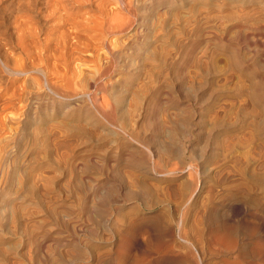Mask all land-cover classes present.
<instances>
[{
	"label": "rangeland",
	"instance_id": "rangeland-1",
	"mask_svg": "<svg viewBox=\"0 0 264 264\" xmlns=\"http://www.w3.org/2000/svg\"><path fill=\"white\" fill-rule=\"evenodd\" d=\"M60 1L56 69L0 61V264H260L264 33L239 17L264 0Z\"/></svg>",
	"mask_w": 264,
	"mask_h": 264
},
{
	"label": "bare ground",
	"instance_id": "bare-ground-1",
	"mask_svg": "<svg viewBox=\"0 0 264 264\" xmlns=\"http://www.w3.org/2000/svg\"><path fill=\"white\" fill-rule=\"evenodd\" d=\"M49 0H0V61H1V64L5 70V75H1V81L3 83H5L7 81V76L8 75H18V74H22V73H27V72H30L32 70H40V71H43L45 69H51V66H53L54 64L51 62L48 61L49 57L52 55H58L60 53H63L62 50L65 49L64 46L66 45H63V42H60L61 38L58 39V38H52L50 36H46V35H42L40 36L41 34H44V31H46V28H44L45 26V23H48L46 18L51 16L49 15L50 11H46L45 9L42 10V8H44V6L47 5ZM60 0H51L54 6V11H58L57 15H59V18H61L62 20H66L68 23H70L72 26H74V28H76V26H78L77 22L75 21H78L76 19V17L73 19L75 21H72L71 19L74 17L73 15H71L72 18H70L69 16V13H66V10L64 7H66V3L67 2H63V4L61 5ZM69 2H74V3H77V4H81L82 3V0H67ZM94 2V1H93ZM84 3V2H83ZM86 3V2H85ZM87 3H90V1H88ZM252 3V2H250ZM257 3V2H256ZM49 4V3H48ZM70 4V3H69ZM69 4L67 5L68 8H69ZM72 4V3H71ZM70 4V6H71ZM101 4V3H100ZM52 5V4H51ZM49 5V6H51ZM73 5V4H72ZM92 5V4H91ZM247 5V4H246ZM261 5V3H260ZM48 6V5H47ZM48 6V7H49ZM257 6V5H256ZM255 6V7H256ZM80 7V6H79ZM82 7V6H81ZM243 7V6H242ZM250 7V6H249ZM248 7V8H249ZM257 7H260V6H257ZM256 7V8H257ZM262 7V5H261ZM52 8V6H51ZM77 8V7H76ZM246 6H245V9H248ZM251 8V7H250ZM255 8V10H256ZM47 9V8H46ZM53 9V8H52ZM71 9V8H70ZM69 9V10H70ZM73 9V8H72ZM71 9V10H72ZM253 9H254V6H253ZM261 9V8H259ZM263 9V8H262ZM44 10L46 11V13H48L46 17V15L44 14ZM50 10V8H49ZM74 10V9H73ZM76 10V9H75ZM241 12L243 13L241 17L242 21H243V24L244 26H252V23L253 25H257V27L259 29H262L261 31L264 33V15L261 13V11L258 10V13L254 10L252 11V8L251 9H248V10H245L244 12L242 11L243 9H240ZM52 12V10H51ZM255 12V13H254ZM56 13V12H55ZM105 13V12H104ZM51 14V13H50ZM69 16V19L67 18ZM73 14V13H72ZM254 14V15H253ZM105 15V14H104ZM108 15V14H107ZM56 16V15H55ZM106 16V15H105ZM52 17V16H51ZM54 17V16H53ZM240 19V20H241ZM32 22H35L34 26H33V23ZM79 22V21H78ZM54 23V22H53ZM242 23V22H241ZM251 24V25H250ZM41 25H43V29L41 28ZM254 25V27H255ZM243 27V26H242ZM245 28V27H244ZM249 28V27H248ZM251 28V27H250ZM249 28V29H250ZM45 29V30H44ZM246 29V28H245ZM257 29V28H255ZM254 31V30H253ZM59 32V31H57ZM60 33V32H59ZM72 33V32H71ZM259 33V32H258ZM263 33L261 34L262 35V39H263ZM46 34V33H45ZM260 34V33H259ZM68 35V34H67ZM73 36H76L78 38L79 36V39H80V34L79 32H76L74 33ZM63 37V36H62ZM60 40V41H59ZM103 40V39H102ZM64 41V40H63ZM65 43V42H64ZM66 44V43H65ZM64 48V49H63ZM15 50V52L13 53V51ZM65 53V52H64ZM63 53V54H64ZM62 55V54H61ZM59 57V56H58ZM61 57V56H60ZM57 58V57H56ZM54 62V61H53ZM56 64V63H55ZM16 65H19L18 67ZM43 66V67H42ZM55 66V69H56V65ZM53 66V68H54ZM42 67V68H41ZM62 70V69H61ZM1 73V72H0ZM52 73V72H51ZM2 74V73H1ZM7 75V76H6ZM57 79V78H56ZM78 83V82H77ZM245 85V84H243ZM260 86V85H259ZM258 86V87H259ZM248 87V86H247ZM52 89H54L53 87H51ZM149 88V87H148ZM241 89V88H240ZM259 88H257L258 90ZM261 89V88H260ZM264 89V88H263ZM55 90V89H54ZM237 90V89H236ZM51 91V90H50ZM244 91H247L244 90ZM260 91V90H259ZM264 91V90H263ZM262 91V92H263ZM261 92V91H260ZM57 93V92H55ZM62 93V92H61ZM58 94V93H57ZM259 93H257L258 95ZM264 95V93H262ZM262 95V96H263ZM65 96V95H64ZM259 96V95H258ZM261 96V94H260ZM231 97V96H230ZM245 97H246V94H245ZM264 97V96H263ZM62 98V97H61ZM257 98V97H256ZM264 99V98H263ZM257 101V100H256ZM260 103V102H259ZM262 103V102H261ZM251 106V104H250ZM256 107V106H254ZM245 108V107H244ZM259 108V106H258ZM258 108H257V111H258ZM261 108V107H260ZM264 108V107H262ZM261 108V110H262ZM247 109V108H246ZM251 110V109H250ZM255 110V109H254ZM259 111L260 113H258V115L260 114V116H262L263 114L261 113L262 111ZM244 111V110H243ZM264 111V109H263ZM246 112V111H245ZM250 112V111H249ZM251 113V112H250ZM140 114V113H139ZM262 114V115H261ZM257 115V116H258ZM259 116V117H260ZM263 117V116H262ZM262 117H260V119L258 118V120H262ZM257 118V117H255ZM264 118V117H263ZM250 120V119H249ZM256 120V119H255ZM254 120V122H255ZM250 122V121H249ZM258 122V121H256ZM259 123V122H258ZM261 127L264 128V119L263 121H261V123H259ZM252 125V124H251ZM257 125V123H256ZM259 126V125H257ZM251 127V126H250ZM262 128V129H263ZM260 129V128H258ZM135 138V137H133ZM139 142V141H138ZM136 149V148H135ZM148 150V149H147ZM154 157V156H153ZM157 158V157H156ZM151 159V158H150ZM148 162V161H147ZM157 162V161H156ZM195 165V164H194ZM134 167V166H133ZM139 167V166H138ZM137 167V168H138ZM188 168L187 169H191V166H187ZM135 168V167H134ZM140 168V167H139ZM151 168V167H150ZM196 168V167H195ZM152 169V168H151ZM137 170V169H136ZM170 170V169H169ZM192 170V169H191ZM210 170V169H208ZM163 171V170H162ZM196 171V169H195ZM199 171V170H198ZM197 171V172H198ZM173 171H165V172H160L159 175H163V174H167V173H171ZM207 173V172H206ZM215 173V172H214ZM196 174V173H194ZM199 174V172H198ZM264 175V173H262ZM137 175V174H136ZM261 175V174H260ZM260 175L258 176V178H260ZM191 176V175H190ZM198 176V175H197ZM195 176V177H197ZM140 177V176H139ZM189 177V176H188ZM192 178V177H191ZM190 178V182L193 181V179ZM196 179V178H195ZM263 179V178H262ZM143 181L145 182V180L143 179ZM195 181V180H194ZM197 181V179H196ZM261 181V180H260ZM198 184V183H197ZM197 184L195 183L193 187V189L190 190L189 192V195L188 197L185 199V202L183 203V205L191 202L190 201V198L191 196L193 195V193H195V186H197ZM172 185V184H171ZM190 186V184H189ZM174 187V186H173ZM191 187V186H190ZM241 187V186H240ZM239 187V189H240ZM238 189V190H239ZM231 190V189H230ZM174 191V190H173ZM172 191V192H173ZM237 191V190H236ZM176 192V191H175ZM233 192H235L233 190ZM238 192V191H237ZM244 192V191H243ZM142 193V192H141ZM181 193V192H180ZM174 194V192H173ZM136 195V194H135ZM181 195V194H180ZM195 195V194H194ZM179 197V196H178ZM194 199V198H193ZM248 199V198H247ZM192 200V199H191ZM250 200V199H249ZM195 201V200H194ZM213 202V201H212ZM219 203V202H218ZM258 203V202H257ZM192 204V202H191ZM211 204V203H210ZM216 204V203H215ZM223 204V203H222ZM188 205V204H187ZM186 206V205H185ZM193 206V205H192ZM221 206V205H220ZM102 207V206H101ZM187 207V206H186ZM213 207H216L213 206ZM213 207L211 206V208L213 209ZM218 207V206H217ZM204 209V208H203ZM215 209V208H214ZM201 210V209H200ZM207 210V209H205ZM204 210V211H205ZM199 211V210H198ZM197 211V212H198ZM210 211V210H209ZM211 212V211H210ZM200 213V212H199ZM216 213V211H215ZM213 213V214H215ZM203 215V214H202ZM210 216V215H209ZM203 217V216H202ZM204 218V217H203ZM184 219L180 218L177 220L176 222V230H177V234H176V239H177V244L178 242L180 243V245H184V244H189L190 245V240L184 236V235H180L178 234L179 232L182 231L183 227H184ZM202 220V219H201ZM200 221V220H199ZM132 222V221H131ZM202 222V221H201ZM216 222V221H215ZM202 224V223H201ZM219 225V224H218ZM254 225V224H253ZM131 226V225H130ZM212 226V225H211ZM210 226V227H211ZM215 226V225H214ZM169 226H164V231L167 232ZM171 227V226H170ZM215 228V227H214ZM218 228V227H217ZM221 228V227H219ZM252 228V227H251ZM255 228V226L253 227ZM256 229V228H255ZM260 229V228H259ZM159 230V229H158ZM181 230V231H180ZM128 231V230H127ZM214 231V230H213ZM220 231V230H219ZM172 233V232H171ZM176 233V232H175ZM217 233V230L216 232ZM214 233H212V231L209 233H207V236H210L212 237ZM102 235V234H101ZM114 235V234H113ZM137 235V234H136ZM170 235V234H169ZM173 235V234H172ZM212 235V236H211ZM218 235H221L218 233ZM217 235V236H218ZM253 235V233H252ZM100 236V235H99ZM227 236V235H226ZM205 237V236H204ZM214 237H215V241H219L220 240V236H219V240L218 238L216 239V235L214 234ZM103 238V236H102ZM118 238V237H117ZM222 238V236H221ZM264 238V237H263ZM262 238V239H263ZM101 239V238H100ZM105 239V238H104ZM111 239V238H109ZM136 239V238H135ZM134 239V240H135ZM164 239V238H163ZM207 239V238H206ZM213 239V238H212ZM226 239V237H225ZM260 238H257L256 237V240H258ZM255 240V239H254ZM102 241V240H101ZM171 241V240H170ZM212 241V240H211ZM220 241H223L222 239ZM229 241V240H228ZM228 241H226V243H228ZM260 241L259 240L257 243L260 244ZM263 241V240H262ZM112 242V241H111ZM230 242V241H229ZM232 242V241H231ZM264 242V241H263ZM210 243V242H209ZM224 243V242H223ZM255 243V242H254ZM213 244V242H212ZM218 244V243H217ZM216 244V245H217ZM229 244V243H228ZM227 244V245H228ZM231 244V243H230ZM232 244H235L232 242ZM259 244H257L259 246ZM112 245V244H111ZM103 246L102 248L100 247L99 251L96 252L97 254L96 257H97V260H98V264H112L114 262H112V259L114 258V255H116L117 253L119 254L118 252V249L115 247L114 248V245L113 246ZM128 245V244H127ZM254 245V244H253ZM100 246V245H99ZM166 246V245H165ZM193 246V245H192ZM211 246V245H210ZM226 246V244H225ZM229 246V245H228ZM256 246V245H255ZM257 246V247H258ZM98 247V246H97ZM120 247V246H119ZM194 247V246H193ZM217 247V246H216ZM236 247V246H235ZM259 251H256V252H259V254L261 255H257L256 252V256L259 257L257 259H260L262 256L264 258V250L262 248V246H259ZM140 248V246H139ZM223 248V247H222ZM228 248V247H227ZM226 248V249H227ZM253 248H255L253 246ZM210 249V248H209ZM232 249V247H231ZM139 250V249H138ZM196 250V249H195ZM214 250V249H213ZM220 250V249H219ZM224 250V249H223ZM236 250V249H235ZM239 250V249H238ZM256 250V249H254ZM157 251V250H156ZM93 252V251H92ZM201 252V251H200ZM238 252V251H237ZM236 252V253H237ZM165 253V252H164ZM218 253V252H216ZM220 253V252H219ZM230 253V252H229ZM235 253V254H236ZM241 253V252H240ZM128 254V253H126ZM138 254V253H137ZM215 254V253H214ZM82 255V254H81ZM125 255V254H124ZM188 255V254H187ZM186 255V256H187ZM218 255V254H217ZM225 255V254H224ZM228 255V254H227ZM232 255V254H231ZM120 256V255H119ZM190 256V255H189ZM201 256V255H200ZM221 256V255H220ZM140 257V256H139ZM145 259V256H141V259ZM233 257V256H232ZM91 258V257H90ZM131 258V257H130ZM96 259V258H95ZM134 260L135 259H138L137 256L133 258ZM160 259V258H159ZM203 259V258H202ZM222 259V258H221ZM89 260V259H88ZM129 260V259H128ZM131 260V259H130ZM133 261H128V264H134L135 262ZM96 261V260H95ZM126 261H127V258H126ZM124 261V262H126ZM141 261V260H140ZM179 261V259H178ZM175 262V261H174ZM201 262V261H200ZM225 262V260H224ZM230 262V261H228ZM237 262V261H235ZM249 262V261H248ZM260 262V261H259ZM160 263V262H159ZM181 263V262H180ZM124 264V263H123ZM136 264V263H135ZM154 264V263H153ZM224 264V263H223ZM227 264V263H225ZM234 264V262H233ZM240 264V263H239ZM245 264V263H244ZM251 264V263H250ZM254 264V263H253ZM260 264H264V259L261 260Z\"/></svg>",
	"mask_w": 264,
	"mask_h": 264
}]
</instances>
